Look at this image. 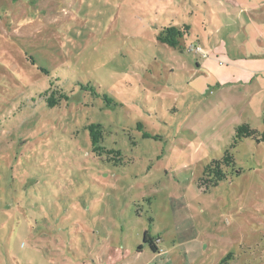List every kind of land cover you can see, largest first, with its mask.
Segmentation results:
<instances>
[{"label": "rangeland", "instance_id": "1", "mask_svg": "<svg viewBox=\"0 0 264 264\" xmlns=\"http://www.w3.org/2000/svg\"><path fill=\"white\" fill-rule=\"evenodd\" d=\"M222 11L218 0H0V264H111L145 231L180 264L264 262V142L233 150L240 175L198 187L235 124L264 126V108L245 109L225 81L238 37L213 49L224 66L212 71L155 39L181 23L213 36ZM51 79L69 95L60 108L40 99ZM91 123L121 164L92 154Z\"/></svg>", "mask_w": 264, "mask_h": 264}, {"label": "crops", "instance_id": "2", "mask_svg": "<svg viewBox=\"0 0 264 264\" xmlns=\"http://www.w3.org/2000/svg\"><path fill=\"white\" fill-rule=\"evenodd\" d=\"M218 2L223 11L217 15L226 18L227 23L220 28L213 27V36L204 35L206 34L204 25L199 27L197 32L200 44L197 45L209 54L207 58L196 55L204 60L200 67L209 71H212L213 68L218 70L219 67H223L222 62L217 64L214 60H210L213 49L221 47L225 38L229 42H234L235 38L238 37L239 42L235 47L239 57H234L231 64L228 65V69L224 73L225 81L231 86V91L238 93L237 100H240L243 106L246 105L245 109H248V101L250 100L264 108V99L260 104V101L256 100L257 94L252 93L256 87L258 91L264 92V0H218ZM222 34L225 35L222 36ZM227 34L231 36L228 37ZM205 41L210 47H213L210 48L211 50L206 49ZM241 114H244V109ZM263 129L264 126H260L257 130L261 134L264 131ZM32 235L37 237L36 233H32ZM150 237L152 236L150 235ZM152 238L160 239L157 244V252H151L146 245H139L138 247L141 246L142 249L136 253L128 249L115 248L109 262L111 264H180L182 262L181 255H176L174 258L172 256H164L163 258L162 255L165 252L162 250L161 238L159 236ZM144 255L147 256L146 260L141 259ZM19 257L11 254V257H6V262L8 264H19ZM261 258L264 261V257L261 256ZM195 260L196 257L184 264H193ZM256 264H264V262L260 261Z\"/></svg>", "mask_w": 264, "mask_h": 264}, {"label": "trees", "instance_id": "3", "mask_svg": "<svg viewBox=\"0 0 264 264\" xmlns=\"http://www.w3.org/2000/svg\"><path fill=\"white\" fill-rule=\"evenodd\" d=\"M192 38L195 39L194 41L196 42V45L200 44L198 34H195L193 26L190 23H181L180 25L169 24L166 27L160 28L159 33L155 36L158 43L178 52H189L188 49L191 44L188 46L185 41L186 39ZM27 58L31 64L35 66L34 58L31 56ZM38 70L43 74L48 75V71L43 67H39ZM57 83H59L58 79H51L49 81L50 88L40 95V99L49 109L60 108L64 102H68L69 100V95L63 91V89H60L57 86ZM141 126L142 125H138L137 128L141 129ZM84 130L88 132L92 154L97 157L105 156L106 160L108 162H112L114 165L121 164L123 162V156L119 150L103 145L105 133L101 123H91L87 125ZM233 131L232 143L223 152L222 156L218 159H212L202 170V176L198 180V187L205 193L209 192L213 188H216L221 182L226 181L229 176L234 174L238 176L241 174L240 172L235 171L233 150L237 148L243 140H260V132L257 129L251 128V126L247 123L234 125ZM142 138L147 139L149 136L147 134H143ZM29 235L33 237L31 231H29ZM159 240L160 239L158 238L154 239L150 237L149 232L145 231L143 233V245L148 246L151 252H157V244L159 243ZM141 249L142 247L140 246L137 251H140ZM232 258L233 255L230 254L223 259L221 263L227 264V262L231 261Z\"/></svg>", "mask_w": 264, "mask_h": 264}, {"label": "built area", "instance_id": "4", "mask_svg": "<svg viewBox=\"0 0 264 264\" xmlns=\"http://www.w3.org/2000/svg\"><path fill=\"white\" fill-rule=\"evenodd\" d=\"M190 53H193L195 55H199L202 58H207L209 54L199 45H191L188 49Z\"/></svg>", "mask_w": 264, "mask_h": 264}, {"label": "water", "instance_id": "5", "mask_svg": "<svg viewBox=\"0 0 264 264\" xmlns=\"http://www.w3.org/2000/svg\"><path fill=\"white\" fill-rule=\"evenodd\" d=\"M259 142H264V131L260 135V140Z\"/></svg>", "mask_w": 264, "mask_h": 264}]
</instances>
